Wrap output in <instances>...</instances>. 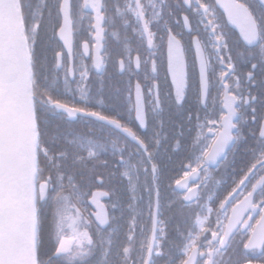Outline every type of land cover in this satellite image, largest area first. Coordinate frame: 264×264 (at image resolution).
I'll use <instances>...</instances> for the list:
<instances>
[{
	"label": "snow or ice",
	"instance_id": "snow-or-ice-1",
	"mask_svg": "<svg viewBox=\"0 0 264 264\" xmlns=\"http://www.w3.org/2000/svg\"><path fill=\"white\" fill-rule=\"evenodd\" d=\"M0 264H264V0H0Z\"/></svg>",
	"mask_w": 264,
	"mask_h": 264
},
{
	"label": "flooded vegetation",
	"instance_id": "flooded-vegetation-1",
	"mask_svg": "<svg viewBox=\"0 0 264 264\" xmlns=\"http://www.w3.org/2000/svg\"><path fill=\"white\" fill-rule=\"evenodd\" d=\"M238 31V30H237ZM74 39L75 40H79L80 39V35L77 33V32H74ZM107 48H108V50L110 51V52H115L116 50H117V48H118V46H117V44H116V42H115V40L113 39V38H111V37H109L108 38V40H107ZM190 60H191V58H190ZM93 90H95V85H93ZM78 100H79V98H78V96L76 97V100H74V101H69L70 103H76V102H78Z\"/></svg>",
	"mask_w": 264,
	"mask_h": 264
}]
</instances>
